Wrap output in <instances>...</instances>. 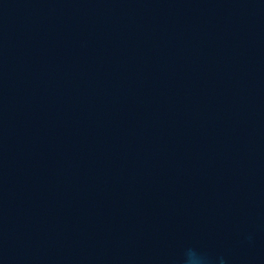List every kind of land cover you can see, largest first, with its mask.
Here are the masks:
<instances>
[{"label": "clouds", "instance_id": "obj_1", "mask_svg": "<svg viewBox=\"0 0 264 264\" xmlns=\"http://www.w3.org/2000/svg\"><path fill=\"white\" fill-rule=\"evenodd\" d=\"M204 259V257L198 255L196 252L188 250L185 264H204Z\"/></svg>", "mask_w": 264, "mask_h": 264}]
</instances>
